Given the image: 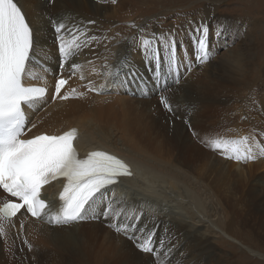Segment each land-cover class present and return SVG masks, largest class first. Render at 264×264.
I'll return each instance as SVG.
<instances>
[{
  "label": "bare ground",
  "instance_id": "1",
  "mask_svg": "<svg viewBox=\"0 0 264 264\" xmlns=\"http://www.w3.org/2000/svg\"><path fill=\"white\" fill-rule=\"evenodd\" d=\"M16 2L40 37V50L30 66L29 80L48 89L45 97L25 106L30 129L25 136L60 135L74 129L80 156L100 149L127 161L132 175L122 177L109 197L126 199L133 211L142 209L150 216L157 214L160 219L180 224L178 247L193 244L197 254L190 260L202 259L216 247V239L223 238L225 230L245 212V208L233 210L257 195L258 189H264V156L259 155L264 148V119L255 110L256 87L259 82L264 85V57L259 61L260 52L256 51L262 41L254 35L261 31V16L244 22L248 18L223 15L218 20L221 35L210 23L213 20L210 14H218L213 3L203 5L205 10L199 7L205 12L199 11L197 16H186L194 17L195 22L189 23L183 17L179 20L183 28L178 29L179 35L178 31L175 33L185 46H190L198 24L209 23V51L217 59L213 65L208 61L205 68L198 64L178 87L170 85V90L164 93L177 119L164 109L156 92L141 94L137 89L134 95L132 91L117 93L106 87L119 71L128 44L138 39L140 30L173 32L175 26L171 21L159 19L173 16L172 11L147 16L150 12L141 9L143 6L135 7L132 0ZM151 4L148 8L154 7ZM53 19L87 29L89 35L96 36L91 48L83 49L78 58L70 61L78 67L61 92L69 95L66 100L53 99L58 70L51 31ZM224 48L231 52L221 62L218 54ZM133 63L140 71H147L138 57ZM64 77L67 79V74ZM89 85L100 91L90 93ZM74 88L76 91L72 93ZM185 120L197 132L210 130L203 136L209 142L244 140L240 145L242 154H247L250 148L255 158L239 163L235 159L225 161L230 154L204 147L193 137ZM249 134L256 139H245ZM63 185V181H57L43 189L42 196L52 209L49 216L32 218L25 212L11 220L0 219V256H7V264H69L77 260L76 246L83 243L93 253L120 250L122 257L134 250L103 217L56 224L52 217L62 206L59 195ZM5 200L6 196L0 197V204ZM246 214L252 215L246 211L243 218ZM89 221L90 224L83 225Z\"/></svg>",
  "mask_w": 264,
  "mask_h": 264
},
{
  "label": "snow or ice",
  "instance_id": "2",
  "mask_svg": "<svg viewBox=\"0 0 264 264\" xmlns=\"http://www.w3.org/2000/svg\"><path fill=\"white\" fill-rule=\"evenodd\" d=\"M49 2L54 4L55 0ZM51 31L58 58L53 99L66 100L69 95H61V90L76 75L78 67L70 61L78 58L83 49L91 48L96 36L89 35L87 29L79 26L58 22V19L51 21ZM221 34L217 32V35ZM190 40V46H185L175 32L140 30L138 39L128 44L119 71L113 74L106 87L117 93L132 91L134 95L137 89L141 94L156 92L164 109L175 115L164 93L170 90V85L178 87L195 66L209 59L208 26L199 24ZM39 50L40 37L16 0H0V197H7L0 206V219H10L25 212L36 218L49 216L52 209L41 198L42 188L62 177L66 181L59 195L62 206L52 217L56 224L103 217L135 251L147 257L142 264H161L176 248L182 226L170 219L157 220L142 209L133 211L126 199L109 197L120 178L131 175L128 165L104 151H91L81 158L73 144L77 136L74 129L61 135L39 134L25 138L26 132L30 131L25 106H32L46 95L45 87L31 86L29 80L30 66ZM137 57L146 72L133 63ZM88 87L98 91L91 85ZM184 122L193 137L209 150L234 154L237 161L255 158L250 148L247 154H242L240 145L244 140L209 142L203 136L210 130L197 132L187 120ZM245 139L255 140L256 136L249 134ZM259 155L264 156V148ZM227 158L231 159L232 155ZM165 264H171V260Z\"/></svg>",
  "mask_w": 264,
  "mask_h": 264
},
{
  "label": "rangeland",
  "instance_id": "3",
  "mask_svg": "<svg viewBox=\"0 0 264 264\" xmlns=\"http://www.w3.org/2000/svg\"><path fill=\"white\" fill-rule=\"evenodd\" d=\"M94 1L100 3L101 0H94ZM132 1H134L135 7L140 8L141 6H143L141 7V9L145 8L147 12H150L149 15L147 16H153L159 14L160 12L165 13L166 10L170 12L172 11L171 15L173 16H168V17L160 16L159 19L161 21H171L172 24L175 26L174 28L175 30L173 29V32L178 31L179 28H183L181 24L182 17L185 20H187V22L189 23L195 22L194 17H191L189 19L186 16L189 14H193L197 16V14H199L198 13L199 11L205 10L204 6L210 5L211 3L217 6V9L214 10V12L218 13L217 15L210 14V17L213 19L212 21L210 20V23H213L215 27V32H221V29H218V27H220L218 20H220L223 15L225 16L232 15L233 17L242 20H244V17H246V19L248 18L246 21L244 20V22H248L249 19H254V18L259 19L261 16L260 18L261 31H257V33H254V35L256 38H258V40L262 41L260 42V47L261 48L264 47V0H220V1L218 0H132ZM151 3L152 4L154 3L153 5L154 7L148 8V6H150ZM199 7H202L204 10H200ZM242 9H244L246 12H243ZM210 13H213L212 9ZM217 17L219 19H216ZM176 18L179 19H177L176 21ZM119 21L120 20L117 21L118 24ZM206 25L208 26L209 29V23H206ZM177 33L179 35V31ZM213 38L214 36L212 37V39ZM261 48L259 50L258 48L256 49L257 54L258 52H260L259 55H257L259 61L261 60V57H264V49L261 51ZM230 52L231 51H227L225 48L221 49L218 54V59L222 62V59L226 55L230 56ZM216 59L217 56H214V53H210L209 59L201 65H203L202 67L206 66V63H208V61L210 62V64L213 65L214 64L213 62H215ZM202 67L200 66L201 70ZM74 89L76 91V88ZM89 92L94 93V91L92 90H90ZM231 97L234 98L233 95ZM156 98H159V96ZM255 110H259L258 114L263 115L262 119H264V85L262 82H259L258 86L256 87ZM173 116L177 117L176 114ZM230 155H232L231 159L227 157L225 158V161H228L229 163L232 162L231 160L235 159L234 154H230ZM244 208H245V212L247 211V213H250L252 215L246 214V217L243 218L245 212L240 213V215L234 221V223H232L230 227H228L225 230L227 231V233L223 236V238L216 239V244H215L216 247L210 250L202 259L197 261L190 260V258L193 257V255L197 254V250L195 249V246L193 244H187L182 247H178V243L180 240L178 238L177 246L173 250L171 256L165 257L161 261V264H165V261L167 260H171V264H198V263L264 264V189H258L257 195L252 196L248 201H246L243 204L242 207L240 206L237 207L236 209L233 210V212H237L239 209L241 210ZM257 211L260 212L258 215L256 214ZM154 217L157 220L160 219L157 214H155ZM90 222L91 221L87 223H83V222L82 223L83 225H88L90 224ZM254 224L259 227L258 230L255 228L256 226ZM116 234L121 235L118 233ZM86 245L87 244L83 243V244H78L76 246L77 252L79 254L78 258L77 260L72 261V263L69 264H134V263L142 264V261L147 258L143 254L135 250L128 252L125 257H122L120 250L105 251V252L95 251L93 253L92 250L86 249ZM105 258H110L112 260L106 261ZM0 260H1V264H7L6 255L5 257L0 256Z\"/></svg>",
  "mask_w": 264,
  "mask_h": 264
}]
</instances>
